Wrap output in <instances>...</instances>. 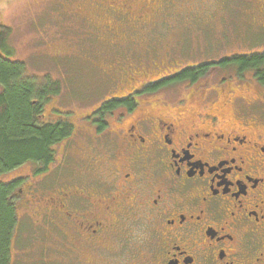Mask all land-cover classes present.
Returning a JSON list of instances; mask_svg holds the SVG:
<instances>
[{
	"label": "flooded vegetation",
	"instance_id": "af4514ba",
	"mask_svg": "<svg viewBox=\"0 0 264 264\" xmlns=\"http://www.w3.org/2000/svg\"><path fill=\"white\" fill-rule=\"evenodd\" d=\"M115 6L110 0L107 7ZM95 17L90 25L98 28ZM173 68L143 79L127 72L126 88L120 85L94 104L82 99L73 108L65 105L77 144L88 142L96 158L98 144L112 133L106 149L119 163L101 171L106 177L72 183L54 174L55 167L64 168L63 149L45 172L33 173L30 164L29 179L13 194L25 215H13L8 264L17 261L12 248L25 218L41 233L32 232L30 247L41 241L44 264H64L51 258V241L63 250L70 237L99 255L108 238L125 246L115 234L131 225L135 230L122 250L127 264H264V106L256 100L257 111L249 113L246 99H217L221 86L211 84L205 71L183 76L190 85L184 95L157 99L177 80L180 70ZM235 102L243 103L234 105L236 115L230 107ZM50 103L41 112H49ZM112 119L117 124L110 128Z\"/></svg>",
	"mask_w": 264,
	"mask_h": 264
},
{
	"label": "rangeland",
	"instance_id": "374dc122",
	"mask_svg": "<svg viewBox=\"0 0 264 264\" xmlns=\"http://www.w3.org/2000/svg\"><path fill=\"white\" fill-rule=\"evenodd\" d=\"M67 1L70 2L67 6L69 9L64 15L57 8H62V4ZM109 2L27 0L30 7L25 9L18 21L12 24L0 22L9 28L6 47L0 48V55L10 61L22 62L25 67L23 75L38 83H42L37 80L44 76L53 79L60 77L63 69L66 74L61 77L71 86L80 78L83 84H94L98 91L89 94L90 103L112 94L120 85L126 88L127 72L143 79L146 74L154 75L170 67L181 71L206 60L210 63L205 76L210 78L211 84L217 82L221 86L217 99L231 94L235 96L234 101H240L241 98L248 100L244 104L235 102L230 105L232 112L234 105L243 107L239 103L248 106L249 113L250 110L257 111L259 106L255 105V101L264 99V84L246 73L244 77L230 73L228 66H220L216 61L230 54L264 50V0H115L120 6L113 8L107 7ZM160 2L161 8L158 7ZM92 6L96 11L89 9ZM95 12L105 14L96 16ZM121 14L125 15L129 23L145 21L149 26H142L138 33L132 34L125 19L120 17ZM94 17L93 23L99 29L90 25ZM146 30H149V35L145 34ZM132 35L138 39L130 44ZM220 77L221 83L218 82ZM188 83L187 79H177L154 96L158 99L170 92L184 95L190 89ZM62 96L56 104L68 98ZM64 104L75 106L74 101ZM227 114L232 118L231 112L227 111ZM233 114L236 115V111ZM116 124L117 119L110 120V128ZM113 137L112 133L107 135L105 143L100 142L96 149L100 156L92 158L89 143L77 144L76 136L72 135L66 140L67 145L59 146L66 151L67 159L64 168L55 167L54 174L57 178L70 180V183L90 177L92 179V176L94 179L106 177L101 171L119 163L106 149ZM99 164L105 165L98 167ZM24 170H28V164L14 171L22 173ZM23 209L18 203L17 210ZM32 225L26 218L21 221L18 241L12 249L15 251L13 258L17 255L22 261L14 264H43L41 241L35 240V246L30 247L32 232H35V237L41 238V233L36 232ZM134 230L131 225L129 230L115 234L123 238V247L112 245L108 238L104 241L106 246L100 248L99 255L70 237L64 246L59 245L61 248L63 246V250H57L58 243L51 241L52 245L55 244L49 249L51 258H58L64 264H127V260L122 258V250L128 244V231L132 233ZM25 247H30L28 253Z\"/></svg>",
	"mask_w": 264,
	"mask_h": 264
},
{
	"label": "trees",
	"instance_id": "16d2710c",
	"mask_svg": "<svg viewBox=\"0 0 264 264\" xmlns=\"http://www.w3.org/2000/svg\"><path fill=\"white\" fill-rule=\"evenodd\" d=\"M69 4L70 2L67 1L62 4V8L57 9L65 15ZM74 13L75 10L71 12L72 15ZM120 17L125 19L132 34L138 33L142 26H149L145 21L129 23L124 14ZM8 32L9 28L0 24V48L6 47ZM145 34L149 35V30H146ZM137 39V36H130V44ZM216 62L220 66H228L230 73L234 72L237 76L243 75V77L248 74L260 84H264V50L230 54ZM209 63L205 60L203 63L189 65L176 74V79H183V76L194 77L199 72L207 71ZM24 68L22 62L10 61L0 55V264H8L11 255L9 237L14 228L13 215H25L24 209L17 210L18 203H15L13 194L18 192L17 189L24 182H27L30 170H24L22 173L14 170L24 164L28 166L31 164L33 173L45 172L49 164L56 165L54 161L60 155L59 146L67 145L66 142L64 144V138H70L74 129L69 113H63L66 110L65 105H68L64 103L71 101L76 103L88 99L92 93L98 91L94 84L92 86L83 84L81 78L71 86L61 77V75L65 77L66 74L63 69L60 71V77L53 79L44 76L37 80L42 83H38L23 75ZM174 69L175 67L172 70ZM61 95L68 98L56 104ZM263 101L264 99L261 98L258 102L264 106ZM46 102H51V110L49 112L43 110V113L41 107ZM17 241L18 239L15 243ZM27 249L30 248L25 247L26 252ZM42 257L44 258V251ZM16 258L18 262L22 261L17 255Z\"/></svg>",
	"mask_w": 264,
	"mask_h": 264
},
{
	"label": "clouds",
	"instance_id": "9594fccd",
	"mask_svg": "<svg viewBox=\"0 0 264 264\" xmlns=\"http://www.w3.org/2000/svg\"><path fill=\"white\" fill-rule=\"evenodd\" d=\"M30 5L27 0H0V22L12 24L18 21ZM142 236V233H137Z\"/></svg>",
	"mask_w": 264,
	"mask_h": 264
}]
</instances>
